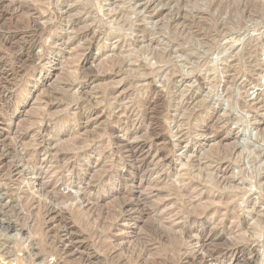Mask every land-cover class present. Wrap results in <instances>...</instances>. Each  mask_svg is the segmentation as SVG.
Masks as SVG:
<instances>
[{"label":"rangeland","instance_id":"rangeland-1","mask_svg":"<svg viewBox=\"0 0 264 264\" xmlns=\"http://www.w3.org/2000/svg\"><path fill=\"white\" fill-rule=\"evenodd\" d=\"M82 1L90 0H0V228L19 229L22 264H183L185 251L203 256L200 264H235L225 251L206 259L200 235L224 250L239 232L250 246L241 264H264V252L260 261L252 252L264 234L249 228L264 218V19L229 23V5L245 0H211L222 11L210 0H91L89 12ZM210 13L229 30L204 58L183 56L182 14L204 21ZM167 18L172 25L164 27ZM197 41L199 51L209 48ZM163 49L172 54L168 64L151 54ZM241 50L253 54L238 60ZM210 59L216 72L207 71ZM203 98L200 117L185 124L183 114ZM135 143L138 162L125 146ZM211 148L228 157L207 163ZM206 170L217 183L210 191ZM226 193L233 198L223 204ZM207 201L208 222L189 225L185 237L182 212Z\"/></svg>","mask_w":264,"mask_h":264},{"label":"bare ground","instance_id":"bare-ground-1","mask_svg":"<svg viewBox=\"0 0 264 264\" xmlns=\"http://www.w3.org/2000/svg\"><path fill=\"white\" fill-rule=\"evenodd\" d=\"M86 1V0H85ZM91 1V0H90ZM90 1H88L87 3L86 2H84V1H82V3H81V6H80V9L82 10V11H85V12H89V9L90 8H88V6L90 5ZM121 1H125V0H121ZM197 1V0H196ZM195 1V3H198V2H196ZM211 1V0H210ZM211 2H213V1H211ZM210 2V3H211ZM195 3H194V5H195ZM212 4V3H211ZM196 6V5H195ZM211 6V5H210ZM214 6V8H218V10L219 11H222L223 10V6H221L217 1H215V3L213 2V5L211 6V7H213ZM180 7V6H179ZM198 7V6H197ZM213 8V9H214ZM180 9H181V7H180ZM198 9V8H197ZM208 9V8H207ZM210 9H212V8H210ZM209 9V10H210ZM212 9V10H213ZM114 10H115V8H114ZM177 11H178V9H176ZM216 10V9H215ZM182 11H183V9H182ZM201 11V10H200ZM217 11V10H216ZM228 11H229V19H228V22L230 23H232L233 25H235V23L233 22V20L237 17V25L236 26H238L239 25V28L241 27H243L244 26V21L245 20H247L246 18L247 17H249V18H257V20H263L264 19V1H262V0H245V1H243V2H241V1H237V2H234L233 4H231V5H229V7H228ZM119 12V11H118ZM186 12V11H185ZM209 12V11H208ZM212 12V11H211ZM110 13H112V12H110ZM123 14L122 15H120L121 16V27H122V24L123 25H125V26H127V28L128 27H131V25H132V23H131V19H129V11H127V9H125L123 12H122ZM202 13V12H201ZM200 13V14H201ZM206 13V12H205ZM218 13H221V12H218ZM179 14V13H178ZM177 14V16H179ZM186 14V13H185ZM185 14H182V16L183 17H181L182 19H184V21L186 22L185 24V30L184 31H179V33L180 32H182V33H180V37L182 38V42L183 43H189V48H180L179 49V52L180 53H182L183 54V56L184 55H186L187 57H190L191 55H193V57L194 58H198V57H201V56H203V55H208V51L209 50H211L212 48H213V46H214V44H215V41H216V38H218V37H220L224 32H227L228 30H229V28H228V25H227V23H221V24H219L218 22H217V19L215 18V16H213L214 14H211L210 13V16L207 18V19H205L204 21L202 20L203 18L201 17V19L199 20V21H197V20H193V18H190V19H185ZM118 15H119V13H118ZM176 15V14H175ZM181 15V14H180ZM120 16H118V17H120ZM1 17V16H0ZM180 17V16H179ZM171 18H173V16H171ZM175 18H176V16H175ZM206 18V17H205ZM165 19V18H164ZM117 20V22H118V19H116ZM120 20V19H119ZM174 20V19H173ZM176 20V19H175ZM180 20V19H179ZM183 20H181V22H182ZM176 22V21H175ZM178 22V21H177ZM246 22V21H245ZM79 23V22H78ZM170 23V25H172V23L171 22H169V19L167 18V21H163V26L164 27H166V26H168V24ZM174 23V22H173ZM179 23H180V21H179ZM183 23V22H182ZM169 25V26H170ZM175 25V24H174ZM168 26V27H169ZM184 26V25H183ZM191 26H193V28L195 29L196 28V30L192 33V31L191 32H189L190 31V28H191ZM111 27V26H110ZM110 27H107V28H109L110 29ZM116 27H117V29H121V27L119 26H117L116 25ZM126 28V29H127ZM175 28V27H174ZM115 30H116V28H114ZM134 29V28H133ZM140 29V28H139ZM192 29V28H191ZM123 30H124V28H123ZM120 31H122V30H120ZM23 32H25V31H23ZM30 32V31H29ZM210 32H214L215 33V35L214 36H211L210 34ZM114 33V32H113ZM140 33H142L143 35H145V36H147V34H148V32L143 28V29H141L140 30ZM23 34V33H22ZM123 34V33H122ZM213 34V33H212ZM24 35V34H23ZM108 36L110 35L109 33L107 34ZM28 36V35H27ZM149 37V36H148ZM35 39V38H34ZM151 39V38H150ZM198 39H202V43L204 44H207L208 45V47L209 48H207V49H205V50H203V51H199L198 49H197V47L195 46V42L198 40ZM36 40V39H35ZM31 41V40H30ZM150 42V41H149ZM179 42H180V40H179ZM182 42H180L179 44L181 45V43ZM198 42V41H197ZM255 42V41H254ZM182 43V44H183ZM204 44V45H205ZM250 44V43H249ZM31 45V44H30ZM7 47V46H6ZM145 47V46H144ZM248 47V46H247ZM140 48V47H139ZM164 48V47H163ZM166 48V47H165ZM226 48V47H225ZM262 48V47H261ZM216 49V48H215ZM217 49H219V48H217ZM246 49V48H245ZM142 50V49H141ZM141 50H139L138 49V51H140V52H142ZM172 50V49H171ZM260 50H262V49H260ZM242 51V50H241ZM139 52V53H140ZM214 52V51H213ZM220 52V51H219ZM223 52V51H222ZM260 52V51H259ZM119 53H121V52H119ZM171 52L170 51H166V49H163V50H161L160 52L159 51H157V50H155V51H153L151 54L153 55V57H154V59H156L157 61H159V62H163L164 64H168V63H170L171 62V60H170V58H169V56L171 57L172 56V54H170ZM239 53V52H238ZM251 53L253 54V52H250L249 50H244V51H242V52H240L239 53V55H237L236 57H237V59L239 60V59H242L244 56H246V55H251ZM256 53H258L257 51H256ZM122 54V53H121ZM120 54V55H121ZM131 54V53H130ZM254 54H255V52H254ZM132 55V54H131ZM126 56H127V54H126ZM234 56V55H233ZM257 56H259V55H257ZM115 57V56H114ZM113 57V58H114ZM117 57V56H116ZM134 57V56H133ZM223 57V56H222ZM248 57V56H247ZM252 57V56H251ZM120 58V57H119ZM172 58V57H171ZM203 58H204V56H203ZM130 59H131V57H130ZM221 59V58H220ZM120 60V59H119ZM122 60H123V58H122ZM125 60V59H124ZM203 60V59H202ZM129 61V60H128ZM196 61V60H195ZM221 61V60H220ZM118 62H120V61H118ZM123 62V61H122ZM121 62V63H122ZM219 62V61H218ZM207 63V71L208 70H210V71H213V72H216V67H215V65H216V63L215 62H213V61H211V59H210V61L209 62H206ZM8 64V63H7ZM108 64H110V63H108ZM141 65V64H140ZM175 65V64H174ZM197 66V65H196ZM195 66V67H196ZM199 66V65H198ZM197 66V67H198ZM205 66V65H204ZM221 65H219V67H220ZM223 66V65H222ZM239 66V65H238ZM175 67H176V65H175ZM218 67V68H219ZM226 67V66H225ZM224 67V68H225ZM14 68H12V70H13ZM15 70V69H14ZM119 70V69H118ZM227 70V69H226ZM229 71V70H228ZM7 72V71H6ZM5 72V73H6ZM13 72V71H12ZM16 72V71H15ZM222 72V71H221ZM221 72H219V73H221ZM17 73V72H16ZM173 73H174V71H170L169 72V75H168V79H171V76L173 75ZM223 73V72H222ZM227 73V72H226ZM239 73V72H238ZM205 74H207V73H205ZM224 74H225V72H224ZM14 75V74H13ZM220 76V75H219ZM214 77V76H213ZM231 77V76H230ZM201 78H204L203 76L201 77ZM215 78H216V76H215ZM232 79H230V82H231V80L233 81V83L235 82V78L234 77H231ZM66 79V78H65ZM64 79V80H65ZM68 80V79H67ZM199 80H200V77H199ZM205 80V79H204ZM215 82V81H214ZM211 83V82H210ZM231 84V83H230ZM215 85V84H214ZM213 85V86H214ZM232 87V86H231ZM210 89V88H209ZM63 90V89H62ZM66 90H64V92H65ZM63 92V93H64ZM229 92V91H228ZM51 94V93H50ZM61 94H62V92H61ZM65 94V93H64ZM60 95V94H59ZM229 95V94H228ZM230 95H231V93H230ZM66 96V95H65ZM232 96V95H231ZM56 97V96H55ZM67 97H68V95H67ZM175 97V96H174ZM47 98V97H46ZM52 98V97H51ZM69 98H70V96H69ZM229 98H231L230 96H229ZM43 99V98H42ZM153 99V98H152ZM151 99V100H152ZM170 99H173L172 97L170 98ZM62 100H63V98H62ZM73 100V99H72ZM151 100H148V101H146V102H144L143 103V105H147L148 103H150V101ZM203 100H205L204 98L201 100H197V103L195 102V105H194V107L192 108L191 107V109H189L188 111L186 110V113H182L183 114V116L182 117H184L183 119L186 121V123L185 124H187L188 123V121H192V120H197V118L198 117H200L199 116V114L195 111V106H197L198 108H200V106H202L203 105ZM43 101V100H42ZM46 101V100H45ZM64 101V100H63ZM70 101V100H69ZM156 101V100H155ZM173 101V100H172ZM194 102V101H193ZM240 102H242V101H240ZM155 103V102H154ZM233 103V102H232ZM238 103V102H237ZM236 103V104H237ZM152 104V103H151ZM206 104V103H205ZM234 104V103H233ZM239 104V103H238ZM235 105V104H234ZM239 105H241V104H239ZM173 106V105H172ZM177 107H179V106H177ZM176 107V108H177ZM237 108L239 107V106H236ZM175 108V107H174ZM182 108V107H181ZM197 108V109H198ZM206 108H208V107H206ZM202 109V108H201ZM176 110H180V109H176ZM237 110V109H236ZM203 111V110H202ZM185 112V111H184ZM36 113V112H35ZM181 113V112H180ZM200 113V112H199ZM238 113V112H237ZM40 114V113H39ZM49 114H51V113H49ZM42 115V114H41ZM45 115V114H44ZM243 116V115H242ZM239 116V115H235V118L237 119V120H241L243 117H245V116ZM41 117V116H40ZM217 118V117H216ZM148 119H149V117H148ZM60 120H61V118H60ZM27 121V120H26ZM71 121V120H70ZM29 122V121H28ZM27 122V123H28ZM32 122V121H31ZM31 122H29V123H31ZM87 122V121H86ZM184 122V121H183ZM57 123V122H56ZM189 123H191V122H189ZM32 124H33V122H32ZM64 124V123H63ZM66 124V123H65ZM68 124V123H67ZM87 123H85L81 128L82 129H84V131L87 129V126L88 125H86ZM24 125V124H23ZM25 126H27L26 124H25ZM29 126V125H28ZM27 126V127H28ZM60 126H61V124H60ZM68 126V125H67ZM190 126V125H189ZM70 127V126H69ZM191 127V126H190ZM25 128V127H24ZM88 130V129H87ZM111 130V129H110ZM58 131H59V129H58ZM79 132V131H78ZM88 132V131H87ZM89 133V132H88ZM108 134L110 133V132H107ZM73 134V133H72ZM85 134L87 135V133L85 132ZM90 134V133H89ZM55 135H56V133H55ZM223 134H221V133H219V135H217L218 137H220V136H222ZM260 135H261V138H262V140L264 141V131H263V133H260ZM54 136V135H53ZM70 137V136H69ZM90 137H91V135H90ZM163 137V136H162ZM71 138H72V136H71ZM65 140H67V139H64V141ZM83 140V139H82ZM248 141V140H247ZM260 141V140H259ZM79 142V141H78ZM257 142V141H256ZM60 143H62V142H60ZM65 144V143H64ZM137 146H133V144H131V145H129V144H127V145H125L127 148H128V152H129V154H130V156H133L134 158H135V160L138 162V156H137V154H138V150H137V147H139L138 146V143H135ZM68 144H65L64 146H66V148L68 147L67 146ZM76 145H78V144H76ZM247 145V144H246ZM59 147V145H58V147L60 148V150L61 149H63V150H66V148L65 147ZM240 146V145H239ZM245 146V145H244ZM243 145H242V149L240 150L239 148V150L241 151L240 153H242V151L243 150H245L246 148V146L244 147ZM230 147V146H229ZM70 148V147H69ZM68 148V149H69ZM217 148V147H216ZM226 149H227V147H226ZM229 150L228 151H226V153L227 154H229V153H231L232 152V148H228ZM209 151L208 152H205L202 156L204 157V158H206L207 160V163H214V162H217V163H219L224 157H228V156H224V157H222V156H220L219 154H218V152L216 151V149H214V148H211V149H208ZM218 150V149H217ZM3 151V150H2ZM207 151V150H206ZM238 151V150H237ZM223 152H224V154H225V150H223ZM32 153H34V152H32ZM203 153V152H202ZM219 153H220V151H219ZM70 154V153H69ZM261 152H259V154L257 155L258 157L257 158H259L260 156H261ZM7 155V154H6ZM55 155H57V156H59L58 154H56V151H55ZM232 155V154H231ZM248 155H251V154H249L248 153ZM254 155V154H253ZM34 156V155H33ZM61 156H64V157H67V154H61ZM9 157V156H8ZM64 157H63V159H64ZM69 157V156H68ZM202 157V158H203ZM254 157V156H253ZM31 158H32V155H31ZM251 158H252V156H251ZM238 159H239V157H238ZM256 159V158H255ZM253 160H254V158H253ZM60 161H62V160H60ZM64 161V160H63ZM67 161V160H66ZM140 161V160H139ZM239 161V160H238ZM80 169H81V167H79ZM78 168V169H79ZM82 168H84V167H82ZM252 168V167H251ZM245 169V168H244ZM112 170V169H111ZM99 171V170H98ZM106 171H108V168H107V170ZM207 171V170H206ZM109 172V171H108ZM94 173V172H93ZM107 173V172H106ZM101 174V173H100ZM100 174H98V175H100ZM102 174H105V173H102ZM206 175V176H205ZM205 177H206V183L208 184V186H207V188H208V191H210V190H213L215 187H217V183L214 181L215 179V177L211 174V173H209L208 171L205 173ZM254 175V174H253ZM96 176V175H95ZM103 175H100V176H97V177H94V176H92V177H94V179H95V182L97 181L98 183H99V180L101 179V177H102ZM256 177V176H255ZM103 181V180H102ZM101 183V182H100ZM228 183V182H227ZM203 184H205V183H203ZM236 184V183H235ZM95 185H96V183H95ZM201 185V184H200ZM244 185V184H243ZM235 187H237V186H235ZM204 188H205V186H204ZM188 189V188H187ZM206 189V188H205ZM237 189H239V188H237ZM231 190V189H230ZM191 191V190H190ZM237 191V190H236ZM228 192V191H227ZM233 192V191H232ZM186 193V192H185ZM198 195V194H197ZM202 195V194H201ZM205 196V195H204ZM243 196V195H242ZM200 197V196H199ZM206 197V196H205ZM207 198V197H206ZM232 198H233V195H232V193H226V194H224L222 197H220V200L223 202V204H227L228 203V200L230 199V201L232 200ZM200 199H201V197H200ZM207 200H208V198H207ZM211 200V199H210ZM219 200V201H220ZM210 202L211 201H207L206 202V204H203V205H194V207L191 205L190 206V209L191 208H193V209H191V210H187V211H183L182 213H184V217H182V219H183V224L182 225H185L186 226V228H184V229H182V232H183V234H184V236L186 237H189V234H190V232H189V230H188V228L187 227H189V225H194V226H202L204 223H205V221H207V219L205 218V217H203V213L209 208V206H211L210 205ZM124 203V202H123ZM200 203V202H199ZM194 204V203H193ZM197 204V203H196ZM127 205V204H126ZM136 205V204H135ZM132 206V205H131ZM213 207V206H212ZM130 209V208H129ZM229 209V208H228ZM232 209H234V208H232ZM238 209V208H237ZM236 210V209H235ZM217 211H219V210H217ZM233 211V210H232ZM1 212V211H0ZM212 212V211H211ZM229 212V211H228ZM228 212H226V214L228 213ZM234 212V211H233ZM233 212H229V215H226V216H228V218L230 219H237L236 218V215H234V213ZM179 213V212H178ZM238 213V212H237ZM249 214V213H248ZM252 214V213H251ZM255 214V213H254ZM263 214V213H262ZM246 215V214H245ZM182 216H183V214H182ZM239 216V215H238ZM247 216V215H246ZM255 216V215H254ZM252 217V216H251ZM256 220V222H254ZM245 221V220H244ZM251 221V220H250ZM254 223L252 224V225H250L249 224V226H251V227H249V228H251V230H252V232H253V236L254 237H259V236H261L262 234H264V218H261V217H256L255 219H254ZM208 222V221H207ZM226 222V221H225ZM242 222V221H241ZM251 223V222H250ZM234 224V226L233 227H238L239 226V224H236L235 222L233 223ZM245 224L247 225V223L245 222ZM240 225H241V227H240V229L242 228H244V222H242V223H240ZM240 229H238L239 231H241ZM246 229V228H245ZM237 230V231H238ZM244 231V230H243ZM242 231V232H243ZM211 232V231H210ZM209 232V233H210ZM235 232V231H234ZM166 233V232H165ZM167 234H169V236H171V238L175 241V242H180V239L177 237V236H175V235H173V234H171L169 231H168V233ZM243 234V233H242ZM240 232H239V235L237 236V237H235V238H237V239H240V240H237V241H235L234 243H230L229 244V246L227 247V248H224V250L223 249H213V248H210L209 247V243L208 242H210V239H211V234L210 235H200L201 236V238H200V241H201V249L204 251V253L206 254V259H208V258H214V256H216V255H220L221 254V252H228V253H230V256L234 259V262H235V264H241L242 262H241V257H240V255H242L247 249H248V247H250L249 245H248V241L249 240H245L244 238H243V235H242ZM233 235H234V233H233ZM236 235V234H235ZM165 236V235H164ZM166 236H167V238H166ZM165 236V238L164 239H168V235H166ZM163 237V236H162ZM252 237V236H251ZM163 239V238H162ZM264 242V241H263ZM264 244V243H263ZM263 244H262V246H261V248H258V250H253L252 249V252H255V255H256V259L258 260L259 259V261L261 260V258H260V255H258V253H259V251L260 252H264L263 250H262V248H263ZM257 248V247H256ZM261 256H262V254H261ZM181 258V261H182V263L183 264H197V263H195L196 262V260L198 259V264H200V263H202V262H204L205 261V258L203 257V256H200V255H197V254H195V253H188V252H184L181 256H180ZM263 258V257H262ZM258 261V262H259ZM72 262V261H71ZM261 263V262H260ZM243 264H250V263H248V262H246V261H244L243 262Z\"/></svg>","mask_w":264,"mask_h":264},{"label":"built area","instance_id":"built-area-1","mask_svg":"<svg viewBox=\"0 0 264 264\" xmlns=\"http://www.w3.org/2000/svg\"><path fill=\"white\" fill-rule=\"evenodd\" d=\"M19 229L11 226H3L0 228V264H22L23 253L18 247L22 243L23 239L19 237ZM15 243L18 248L11 250V245ZM32 264H40L38 258L32 259ZM48 264H55L53 258L47 260Z\"/></svg>","mask_w":264,"mask_h":264}]
</instances>
